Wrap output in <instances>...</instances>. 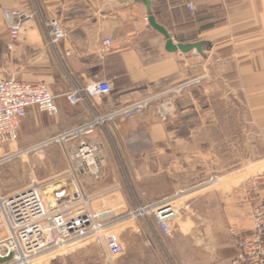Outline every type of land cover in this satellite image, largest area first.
Returning a JSON list of instances; mask_svg holds the SVG:
<instances>
[{
	"label": "crops",
	"instance_id": "obj_1",
	"mask_svg": "<svg viewBox=\"0 0 264 264\" xmlns=\"http://www.w3.org/2000/svg\"><path fill=\"white\" fill-rule=\"evenodd\" d=\"M5 7L35 13L12 50ZM149 15L174 44L203 41L204 53L167 50ZM51 18L66 32L54 45L45 26ZM106 38L114 46L103 53ZM8 77L46 84L59 107L55 115L27 109L19 151L49 146L97 114L153 98L140 115L115 117L87 135L102 144L106 166L90 188L87 175L80 176L89 194L121 184L135 206L193 187L196 218L181 224L184 233L166 237L154 222L147 243H154L159 264H228L240 255L238 239L255 234L250 212L264 201V169L255 166L264 164V152L251 153L243 161L249 167L240 168L241 159L232 162L215 148L224 140L228 147L264 148V0H151V11L138 0H0V79ZM100 81L110 83L108 95L77 104L67 99L75 87ZM221 116L234 122L221 124ZM214 132L222 133L217 141ZM132 178L135 185L125 182Z\"/></svg>",
	"mask_w": 264,
	"mask_h": 264
},
{
	"label": "built area",
	"instance_id": "obj_2",
	"mask_svg": "<svg viewBox=\"0 0 264 264\" xmlns=\"http://www.w3.org/2000/svg\"><path fill=\"white\" fill-rule=\"evenodd\" d=\"M194 11V4L188 3ZM2 14L8 28L9 50L19 42L24 24L33 19L35 13L22 7H5ZM51 44H57L66 37L61 22L56 18L45 21ZM114 46L111 38L103 40L101 51L107 53ZM69 54V53H68ZM190 83L175 88V92ZM111 92L107 81L95 82L83 87H75L66 97L77 104L92 98H102ZM153 98L143 99L119 108L105 115L97 114L92 120L76 130L65 133L59 142L76 140L70 150H66L69 167L57 174L34 182L22 189L4 194L0 190V229L6 236L0 239V256L12 255L5 264L21 263L25 260L70 243L92 240L105 251L103 264H116L126 247L120 236L109 229L126 218L153 216L157 227L166 236L173 233V220L178 214L175 201L181 192L165 197L154 203L138 205L135 209L116 205L120 185L111 189L88 194L81 181V173L100 179L105 165L103 146L90 140V134L97 125L111 121L115 117H133L145 109ZM36 106L49 115L59 111L56 96L44 83H31L15 78L0 79V165L26 153L42 149L46 143L17 150L20 138L19 121L29 107ZM126 212V214H125ZM125 214V215H124ZM250 218L255 234L247 239L240 238L237 246L240 255L228 264H264V201L255 205Z\"/></svg>",
	"mask_w": 264,
	"mask_h": 264
},
{
	"label": "rangeland",
	"instance_id": "obj_3",
	"mask_svg": "<svg viewBox=\"0 0 264 264\" xmlns=\"http://www.w3.org/2000/svg\"><path fill=\"white\" fill-rule=\"evenodd\" d=\"M219 107L222 109L227 108V104H219ZM140 114L141 113L137 115ZM215 122H217V120ZM228 122L233 123L234 121H228L227 117L221 116V124H227ZM220 134L222 133H213L215 141L218 140V136H221ZM226 135L228 136L229 133H226ZM75 142L76 140H70L66 142L53 141V143H50L49 146L47 145L45 147H42V149L30 151L1 164V192L4 194L14 192L34 182H38L66 170L69 167V162L66 156L65 146H67L69 149L70 145H73ZM256 144H258L257 148H254V150L252 148V150L249 151V149H247L244 144H241V146L235 145L236 147L233 148L232 143H230V147H228L226 140H224V142H222V147L215 149L225 153L226 158L232 162L239 159H241V161L243 162L246 158H249L251 153L252 155L256 154L255 156L253 155L252 158H255L256 156L260 158L261 154H263L264 148H262L260 142ZM105 166L106 163L103 166V169ZM233 166V168H235V165ZM236 167L247 168L249 167V163L243 162L242 164L236 165ZM103 169L100 179H95L89 174H85L87 175L85 178V186H89L90 188L92 184L100 182L103 178ZM255 169H264V164L255 166ZM127 174L129 175V173ZM125 182H131L133 183L132 185H135L134 183H136L134 178H132L130 181L126 180ZM210 182L213 183V181ZM122 183L124 184V181ZM163 184H165V182ZM117 185L121 186V184H115L108 189H111ZM120 188V192L117 195L118 197L111 202L116 205L122 204L125 208L128 209H135L137 206H135V203L131 201L130 197L129 202L127 201L124 187L121 186ZM192 190L193 187L185 188L178 190L175 193L173 192L171 193V195L169 194V196H172L177 192H181L178 196L175 197L178 198L180 196L175 201L176 205H178L179 211L176 218L173 220L174 233H178L180 231L184 233L186 229L184 228L182 231L181 224L186 222L190 224L196 218L194 211V202L199 196L194 193L192 194ZM154 222L155 220L152 215L146 218H126L124 221L120 222L117 225H114L109 229L111 233L120 236L126 247L125 254L117 260L116 264H159V257L156 252V248L154 247V243L153 245H149L147 243L148 239H151L153 241L155 229ZM1 236L2 235L0 234V239L2 238ZM44 255L45 257L34 260L32 264H103L105 259V251L103 247L92 240L70 243L64 248H55L39 254V256ZM175 258L174 260L176 261ZM179 264H184V262L180 261Z\"/></svg>",
	"mask_w": 264,
	"mask_h": 264
},
{
	"label": "water",
	"instance_id": "obj_4",
	"mask_svg": "<svg viewBox=\"0 0 264 264\" xmlns=\"http://www.w3.org/2000/svg\"><path fill=\"white\" fill-rule=\"evenodd\" d=\"M121 1H126V0H121ZM138 1L145 2L147 5V8H148V11H151V0H138ZM148 22L154 29H156L157 31H159L161 34L164 35V37L166 38L167 50H169V51L180 50L182 52H189L193 49H196L200 53H202V54L204 53L203 47L205 46V42L200 41V42H196L193 44H183V43L174 44L173 40L170 37V34L167 31V29L165 27H163L162 25H160L156 21V19L153 15L148 16ZM11 259H12V255L7 256V257H1L0 256V264L8 263Z\"/></svg>",
	"mask_w": 264,
	"mask_h": 264
},
{
	"label": "bare ground",
	"instance_id": "obj_5",
	"mask_svg": "<svg viewBox=\"0 0 264 264\" xmlns=\"http://www.w3.org/2000/svg\"><path fill=\"white\" fill-rule=\"evenodd\" d=\"M57 139H58V137H57ZM42 143V142H41ZM40 144V143H39ZM23 153H26V150L23 152ZM21 154H22V152H21ZM117 224H119V223H115V225H117ZM64 247H66V246H64ZM64 247H62V248H64ZM54 254V253H53ZM52 254V255H53ZM41 257H45V255L44 256H35V257H33V258H30V259H28V260H25V261H23V262H21L20 264H32V262L34 261V260H36V259H38V258H41ZM17 264V263H16Z\"/></svg>",
	"mask_w": 264,
	"mask_h": 264
}]
</instances>
